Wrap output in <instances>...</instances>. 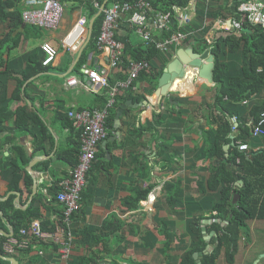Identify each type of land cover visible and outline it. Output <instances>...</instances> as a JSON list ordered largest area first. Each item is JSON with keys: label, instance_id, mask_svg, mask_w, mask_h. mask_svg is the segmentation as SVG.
<instances>
[{"label": "crops", "instance_id": "0c3cea01", "mask_svg": "<svg viewBox=\"0 0 264 264\" xmlns=\"http://www.w3.org/2000/svg\"><path fill=\"white\" fill-rule=\"evenodd\" d=\"M60 1L65 6V14L57 30L26 23L19 29L10 26L9 20L0 22V53L5 51L4 58L0 56V236L8 238L6 252L0 254V264H23L34 258V264H65L58 254L60 245L51 238L41 242L29 239L25 248L15 246L17 241L27 239L20 232L22 228L30 226L35 220L41 221L36 218L30 222L24 212L45 201L47 208L62 209L63 215V205L57 198L54 199L53 192L54 188H60L61 180L69 177L74 166L60 158L59 154L66 149L73 160H78L79 157L74 156V147L78 140L81 141L79 131L74 125L65 126L63 118L73 109L100 110L108 105L110 88L91 83L90 78L83 73V67L106 74L111 85L129 76L130 67L124 75L120 64L111 67L108 52L99 47L95 50L90 48L92 39H97L98 45L103 24L102 21L101 26L95 28L100 15L94 22L92 20L106 0L101 4L99 0ZM113 1L108 0L101 14ZM211 2L190 0L187 5L196 7L193 22L197 26L202 24V19L197 20L198 14H204ZM237 2L229 0L232 11ZM22 3L24 12L27 5ZM173 6L179 13L187 8ZM94 9L98 11L93 13ZM222 9L218 5L211 7V20L232 18L227 13L217 14L216 11ZM81 19L86 20L82 26ZM78 26L81 28L75 30ZM208 36H212L211 32ZM137 37L141 41H137ZM116 40L123 53L125 42L136 45L145 43L127 17L116 28ZM3 41L6 43L3 44ZM46 41L58 48L57 60L47 69L29 77L21 88V97L16 96L17 79L33 69L31 60L43 61L41 45ZM204 43L200 44L194 39L183 42L182 46L192 45L195 51L203 53L207 49L201 51ZM71 44H78L79 48L72 50ZM211 44H208L209 49ZM182 46L163 52L170 58L167 65ZM86 53L88 55L77 69V64ZM226 60L236 61V72L243 66L242 58L228 56ZM151 69L152 66L147 71ZM188 70L185 77L174 82L160 103L155 94L159 79L151 83L143 74L134 81L133 87L121 88L117 93L110 109V112L115 109L113 127L106 124L108 136L100 144L83 191L81 210L74 216L75 242L69 264H79L80 259L88 255L91 256V264H178L185 252L198 243L196 236L189 231L188 220L201 214H205L204 219L208 220L204 224L205 232L202 229L203 235H211L209 240L204 238L208 243L205 250L208 247L215 248L213 238L217 237V231L212 229V224L215 221L222 222V219L209 216L219 193L208 189V180L218 163L213 149L217 124L213 121V110L207 104L203 106V101L213 95L208 87L217 84L207 82L197 69ZM71 76H76L79 83L68 85ZM123 104L126 107L118 124L116 115ZM255 104H264V90L260 95L239 103L237 109L240 116L248 115L247 112ZM27 107L34 110L39 115V122L47 126V137L50 133L54 139L43 138L45 135L41 123L33 119L27 129L19 126L17 119L21 117L18 112ZM247 117L251 124L253 120ZM238 134L239 129L232 136ZM247 143L250 150H263L264 136H250ZM16 145H20L22 152ZM227 145L230 148L225 151L229 155L231 144ZM34 152L36 154L29 163L21 167L18 165L21 163L19 154L29 156ZM27 174L32 180L28 187ZM238 183L242 185L243 180ZM137 202L138 207L131 206ZM46 207L45 215L51 220L59 219V213ZM259 221L255 220L251 229L258 228ZM164 222L169 225L171 230L167 229L166 233L173 240L168 258L165 257L167 238L164 236ZM225 222L222 224L225 225ZM62 224L48 232L56 233ZM241 247L240 242L232 264L239 262ZM9 258H15L17 262ZM246 262L244 260L242 264Z\"/></svg>", "mask_w": 264, "mask_h": 264}, {"label": "trees", "instance_id": "16d2710c", "mask_svg": "<svg viewBox=\"0 0 264 264\" xmlns=\"http://www.w3.org/2000/svg\"><path fill=\"white\" fill-rule=\"evenodd\" d=\"M99 1L101 4L104 0ZM22 2L23 0H0V22L9 20L10 26L21 29L24 23ZM189 2L190 0L153 1L156 9L165 12L171 11L173 14L176 13L173 5L183 8L187 6ZM228 2L229 0H218L216 5H218V7H223L224 10H217L216 12L222 15L227 13V15H232V17L236 18L234 28L230 31L220 29L213 36H208L209 29H207L202 39V43L206 42L204 43V47L207 49H209L208 44L212 43L210 50L215 56L214 80L217 84L215 87H208V91L213 95L209 99L203 101V106L207 104L208 107L213 110V121L217 124V128L214 129L215 142L213 149L215 150V155L218 157V163L216 168H213L211 171V176L208 180V189L211 191H218L219 198L213 205L212 210H210L209 216L213 219H222V222L215 221L212 224V229L217 231V237L213 238V242L214 244L216 243V246L211 253H203L200 264H219L218 260L223 254L228 263H234L235 256L240 248L242 234H247L251 222L255 220H264V149L259 151L250 149L240 151L238 147L240 141L247 142L250 136H253V127L264 111V104H255L249 109L247 112L248 115L246 114V116H240V112L237 109L239 103L253 96L260 95L264 90V29L259 26H252L246 19L240 21V16L230 9ZM97 11V9H94L93 13ZM202 14H198V21ZM103 18L104 14H101L97 18L95 28L101 26ZM194 25L197 26L196 22ZM173 29H177L176 23L173 24ZM5 43L6 42L3 41V44ZM97 47V39H92L90 48L95 50ZM4 54L5 51H2L0 56L4 58ZM87 55L88 53L82 56L80 62L77 64V69L80 68ZM228 56L234 59L242 58L243 66L240 70L238 69V72L235 71L237 68L236 61H227L226 57ZM169 59L170 58L166 57L155 44L140 42L136 45L128 41L125 42L124 53L120 62V70L126 75L131 61H149L153 69H151V71L145 70L142 74L147 77L151 83H156L162 75ZM161 62L162 64L160 65ZM30 63L33 64V69L25 73L22 78L17 79L18 94L16 96L18 97H21V88L29 77L47 69L46 66H43L42 61L31 60ZM141 97L144 96H139V98ZM29 108L30 107H27L18 112V116H20L21 119L18 118L17 122L19 126L24 129L28 128L31 119L36 122L40 121L39 115ZM114 110L115 109L110 112V116L107 119V125L110 127H113L114 123ZM247 116H250L253 120L251 124ZM234 117L236 118V122L233 121ZM39 123H41L42 132L45 135L43 138L49 139L48 137H50L51 140L54 139L50 133L47 137V126L42 121ZM63 123L65 126L72 127L73 125V121L68 115L63 118ZM235 125L237 129H239V134L233 137L232 127ZM208 141L211 144L209 139ZM227 144H231L229 155H226L224 148ZM37 146L38 143L36 142L35 147L37 148ZM80 146L81 141L79 142L78 140V142H76V147H74L76 150L74 151V156L79 157L81 152ZM16 147L22 152L20 145H16ZM44 148L45 146L43 149ZM35 154L36 152L29 156L19 154L21 163L18 165L21 167L22 164L29 163ZM59 157L64 161H69L74 167L79 162V159L73 160L66 149L60 152ZM240 180H243L242 185L238 183ZM31 182L32 180L28 175V177H26V186H31ZM58 192L59 188H54L53 197L55 200ZM236 194L241 195L237 203L234 202ZM138 204L137 202L131 206L138 207ZM45 207L46 202L42 201L37 206L33 205L29 207L27 211L24 212V215L30 222L36 218L41 219L43 230L54 231L62 224V209L46 207L48 210L59 213V219L55 221L45 215ZM214 211H216V213H214ZM17 212L20 214L19 211ZM23 218L21 217V219ZM204 218L205 214H201L195 215L188 220V225L190 226L189 231L193 236H196L198 243L185 252L178 264H199L194 254L196 252H204L208 244L204 239L201 226ZM224 221H228V223L223 225L222 223ZM163 226L165 227L164 236L167 238L165 244V257L168 258L170 256L169 250L173 240L169 234L166 233V230L170 229L169 225L164 222ZM98 238L99 237H97V239ZM7 240V237L0 236V254L2 255L6 252L5 243ZM30 245H32V243ZM31 251L32 249L27 253ZM35 259L36 258L30 259L31 261L29 260L23 264H34ZM0 260H2L1 256ZM79 264H91V256L82 257Z\"/></svg>", "mask_w": 264, "mask_h": 264}, {"label": "built area", "instance_id": "2783aa9c", "mask_svg": "<svg viewBox=\"0 0 264 264\" xmlns=\"http://www.w3.org/2000/svg\"><path fill=\"white\" fill-rule=\"evenodd\" d=\"M23 2L27 5L23 12L24 23L49 30H57L60 27L65 14V6L60 0H23ZM195 11L196 7L187 6L183 12L176 11L173 14L171 11L165 12L155 9L152 0H114L104 10L98 47L108 52L111 67L119 66L123 49L116 40V28L125 17L135 27L137 33L142 36L145 43L155 44L164 53L169 52L172 47L182 46L185 41L194 40L200 36L203 38L207 29L213 36L220 29L230 31L235 26L236 18L234 17H219L214 21L211 20L209 5L204 14L200 16L202 24L195 26V22H193ZM233 11L240 16V21L246 19L252 26H259L264 29V0H238ZM85 22V19H81L80 26ZM175 23L177 24L176 30L173 29ZM80 26L75 30L81 28ZM70 37L67 39V43H69ZM78 48V44H71L72 50ZM41 49L44 53L42 64L46 67L52 65L59 56L58 48L46 41L42 43ZM150 66V62L146 60L131 62L128 78L115 85H111L110 78L99 70L87 66L83 67L82 71L90 78L91 83L110 88V100L104 109H73L68 112L75 129L80 133L81 152L79 162L71 170L69 177L59 182L57 200L63 205V224L56 233H51L43 230L40 220H35L30 226L21 229V234L27 239L21 242L17 241L15 246L25 248L29 239L41 242L51 238L60 245L58 254L61 259L65 264H69L75 242L74 216L81 210L83 191L88 183L92 165L98 156L100 144L108 136L106 124L110 116V109L115 103V97L119 90L133 87L134 81ZM78 83L79 79L76 76H71L68 79V85ZM233 121L236 122L235 117ZM236 131L237 126L235 125L232 127V132ZM253 136H264V111L253 127ZM238 147L240 151H246L249 150L250 146L247 142L240 141Z\"/></svg>", "mask_w": 264, "mask_h": 264}, {"label": "water", "instance_id": "95a60500", "mask_svg": "<svg viewBox=\"0 0 264 264\" xmlns=\"http://www.w3.org/2000/svg\"><path fill=\"white\" fill-rule=\"evenodd\" d=\"M108 0L104 2V4L101 6L100 11L97 13V15L93 18L92 22L95 21V19L101 15L103 12L104 7L106 6V3ZM84 50V48L82 49ZM189 68L197 69L196 71L199 72V75L202 78H205V80L211 84H216L214 80V68H215V56L211 52L210 49H206L203 53L197 52L194 50L192 45H185L178 49L176 56L173 58V60L167 65V67L164 69V72L162 76L159 78V87L156 90V98L158 102L160 103L162 101V98L166 96L171 88L174 82H176L178 79L183 78L187 75V70ZM189 71V70H188ZM148 102V101H147ZM129 103V102H128ZM126 107V104L121 105L118 108V113L116 115V122L120 124V118L123 114V111ZM225 150H229L230 145H226ZM242 180H240V183ZM241 198L240 194H236L234 197V202L237 203L238 199ZM208 220L204 219L202 221V229L205 232V223ZM228 221L225 222L227 224ZM224 225V224H223ZM211 235H205L204 238L206 240H209ZM213 247H208L207 250L204 252H196L194 254L195 258L197 259L198 263H201V257L203 253H211ZM10 261L17 262L15 258H9Z\"/></svg>", "mask_w": 264, "mask_h": 264}, {"label": "rangeland", "instance_id": "374dc122", "mask_svg": "<svg viewBox=\"0 0 264 264\" xmlns=\"http://www.w3.org/2000/svg\"><path fill=\"white\" fill-rule=\"evenodd\" d=\"M215 2L218 0H212L210 8H215ZM137 41H141L140 37L136 38ZM200 44L202 39L197 38ZM206 47L203 46L201 51L203 52ZM254 222V221H253ZM250 223V229L247 234H244V239L241 238V252L239 253V262L235 264H242L244 260H247L246 264H264V220L258 222L255 230L251 229L252 223ZM250 234V235H249ZM220 257L218 260L219 264H231L225 260V256Z\"/></svg>", "mask_w": 264, "mask_h": 264}]
</instances>
